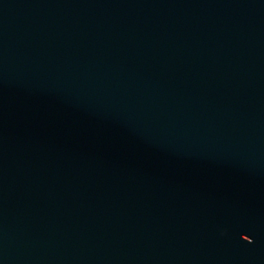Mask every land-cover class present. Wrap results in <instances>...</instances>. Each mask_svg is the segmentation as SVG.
<instances>
[{
    "label": "water",
    "instance_id": "water-1",
    "mask_svg": "<svg viewBox=\"0 0 264 264\" xmlns=\"http://www.w3.org/2000/svg\"><path fill=\"white\" fill-rule=\"evenodd\" d=\"M0 264H264V0H0Z\"/></svg>",
    "mask_w": 264,
    "mask_h": 264
}]
</instances>
